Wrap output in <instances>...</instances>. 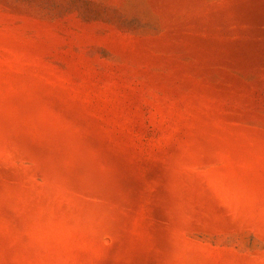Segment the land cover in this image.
Instances as JSON below:
<instances>
[{
	"label": "rangeland",
	"instance_id": "1",
	"mask_svg": "<svg viewBox=\"0 0 264 264\" xmlns=\"http://www.w3.org/2000/svg\"><path fill=\"white\" fill-rule=\"evenodd\" d=\"M263 8L0 0V264H264Z\"/></svg>",
	"mask_w": 264,
	"mask_h": 264
},
{
	"label": "bare ground",
	"instance_id": "2",
	"mask_svg": "<svg viewBox=\"0 0 264 264\" xmlns=\"http://www.w3.org/2000/svg\"><path fill=\"white\" fill-rule=\"evenodd\" d=\"M255 4H257V3H255ZM253 6H254V5H253ZM258 6H259V5H258ZM259 8H260V7H259ZM257 10H258V8H257ZM257 10H256V11H257ZM260 10H262V9H260ZM263 10H264V8H263ZM259 12H260V11H259ZM263 21H264V20H263ZM263 24H264V22H263ZM263 24H262V25H263Z\"/></svg>",
	"mask_w": 264,
	"mask_h": 264
}]
</instances>
